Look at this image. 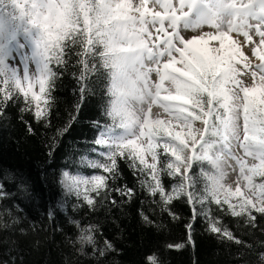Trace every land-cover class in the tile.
<instances>
[{"label":"snow or ice","instance_id":"6c2138e0","mask_svg":"<svg viewBox=\"0 0 264 264\" xmlns=\"http://www.w3.org/2000/svg\"><path fill=\"white\" fill-rule=\"evenodd\" d=\"M70 68L81 100L101 88L111 123L95 122L97 158H81L99 172H63L67 191L92 211L123 203L109 201L113 192L131 200L136 188L117 184L123 162L173 219L183 197L209 232L252 252L220 214L249 229L264 220V0H0V117L23 99L21 111L50 126L53 92ZM168 178L177 183L169 188ZM10 195L0 183V200ZM8 216L0 228L19 224ZM71 223L79 234L69 242L106 264L116 249L97 239L99 225ZM256 256L264 264V250ZM147 261L159 264L155 254Z\"/></svg>","mask_w":264,"mask_h":264},{"label":"trees","instance_id":"16d2710c","mask_svg":"<svg viewBox=\"0 0 264 264\" xmlns=\"http://www.w3.org/2000/svg\"><path fill=\"white\" fill-rule=\"evenodd\" d=\"M76 76V69L70 68L58 81L50 126L38 123L30 112L21 111L26 107L23 99L10 105L0 117V183L11 193L0 200V215L8 224V213L19 219L11 229L0 228V264H94L90 254H81L77 251L79 245L69 242L79 234L73 220L80 221L81 226L99 225L97 239L101 244L105 239L110 241L116 249L106 264H148L147 257L152 254L159 264H256V253L264 250V220L259 216L258 227L249 229L239 218L220 214L234 235L252 246V252H248L209 232L202 214L193 219L192 205L183 197L172 202L171 210L176 215L173 219L161 205L152 202L154 198L139 187L123 162L117 184L136 188L137 195L131 200L113 192L109 201L114 197L123 203L113 206L106 202L92 211L67 191L61 184L63 172L82 176L99 172L82 163L81 158H97L91 151L99 135L95 122L111 123L104 115L107 98L101 88L81 100ZM72 115L75 119L70 122ZM69 123L68 130L58 136L57 130ZM168 181L169 188L177 183L171 178ZM141 212L153 223H146ZM178 244L183 247H167ZM85 252L90 253V247L86 246Z\"/></svg>","mask_w":264,"mask_h":264},{"label":"rangeland","instance_id":"374dc122","mask_svg":"<svg viewBox=\"0 0 264 264\" xmlns=\"http://www.w3.org/2000/svg\"><path fill=\"white\" fill-rule=\"evenodd\" d=\"M247 51H248V50H247V49H245V52H246V53H247ZM33 68H34V66H33Z\"/></svg>","mask_w":264,"mask_h":264},{"label":"bare ground","instance_id":"6f19581e","mask_svg":"<svg viewBox=\"0 0 264 264\" xmlns=\"http://www.w3.org/2000/svg\"><path fill=\"white\" fill-rule=\"evenodd\" d=\"M233 187H235V185H233ZM242 191H244L243 189H242ZM246 194V193H245Z\"/></svg>","mask_w":264,"mask_h":264}]
</instances>
